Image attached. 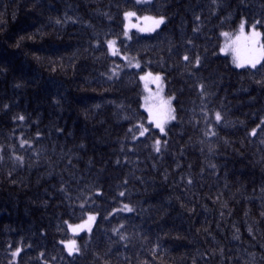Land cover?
Segmentation results:
<instances>
[{
  "label": "trees",
  "instance_id": "trees-1",
  "mask_svg": "<svg viewBox=\"0 0 264 264\" xmlns=\"http://www.w3.org/2000/svg\"><path fill=\"white\" fill-rule=\"evenodd\" d=\"M127 12L164 23L125 37ZM242 22L264 45V0H0V264H264V56L219 52Z\"/></svg>",
  "mask_w": 264,
  "mask_h": 264
},
{
  "label": "rangeland",
  "instance_id": "rangeland-1",
  "mask_svg": "<svg viewBox=\"0 0 264 264\" xmlns=\"http://www.w3.org/2000/svg\"><path fill=\"white\" fill-rule=\"evenodd\" d=\"M133 13V12H132ZM146 17L150 19H145ZM161 17H149V16H138L133 15L131 17H128L127 19L124 16V31L127 27L128 35L129 32H135L138 34L146 35L153 33L158 27H156L152 31H148L147 29H152L154 27L153 20L160 19ZM241 24H243V29H241ZM239 26L237 31L234 34L229 35L226 39L221 42L220 46V54L223 55H229L233 61L234 56L240 57V62L243 64L242 67H237L236 64L233 62L235 68L241 69V68H252L249 63L246 61L255 56L257 58L261 59L263 56L261 55V52H264V49L261 48V42H260V36L257 38V43L253 46L250 40L251 34L253 31L258 32L254 28H246L245 24L242 22ZM146 29L145 31H141L140 29ZM125 36V37H128ZM113 41V40H111ZM116 49V45L114 46ZM108 52L111 56H119L122 59H125V57L121 55H112L111 51L108 48ZM258 65V64H257ZM147 73L141 74V76H145L144 80L140 79L141 86H142V97H141V106L142 109L147 114L148 123H150L154 129L158 130L160 133H163L160 131V128L156 127V122L158 120H165L166 122L163 124V128L165 130L166 125L171 119V103L169 99L164 96L162 92V81H153L152 77L158 75L151 73V77H149ZM166 102V103H165ZM170 110V111H169ZM69 241H74L73 238L69 239ZM66 241L63 243L65 246ZM68 253V252H67Z\"/></svg>",
  "mask_w": 264,
  "mask_h": 264
},
{
  "label": "snow or ice",
  "instance_id": "snow-or-ice-1",
  "mask_svg": "<svg viewBox=\"0 0 264 264\" xmlns=\"http://www.w3.org/2000/svg\"><path fill=\"white\" fill-rule=\"evenodd\" d=\"M137 2H140V0H137ZM133 15H135V13L127 12V13H125V18L127 19L128 17H131V16H133ZM145 19H150V18L146 17ZM197 19H198V17H197ZM57 22H59V21H57ZM163 23H164V18H163V17H161L160 19H155V20H153V25H154V27H153L152 29H147V30H148V31H152V30H154L156 27H159V26H160L161 24H163ZM253 27H255V26H253ZM241 29H243V24H241ZM140 30H141V31H145L146 29H143V28H142V29H140ZM124 35H125V36L128 35L127 27L125 28ZM224 35L227 36V34H224ZM259 36H260V33H259V32H256V31H253V32H252L251 37H250V40H251V43H252L253 46L258 42V41H257V38H258ZM115 43H116L115 41H111V40H110V41H107L108 48H109V50L111 51V54H112V55H118V50L115 49V47H114V46H115ZM261 48H264V45H262ZM261 55L264 56V52H261ZM184 59H185V60H188L189 57L185 56ZM199 62H200V61H199V57H197V59H196V65H199ZM233 62L236 64L237 67H242V66H243V64L240 62V57H239L238 55H237V56H234V58H233ZM246 62L249 63V64L251 65L252 68H256L257 64L260 63V59L257 58V57H255V56H253V57L249 58ZM135 66H136V67H139V64H136ZM115 74H116V73L113 72V75H115ZM147 75H148L149 77H151V73H148ZM109 78L111 79V77H109ZM140 79H141V80H144V79H145V76H141ZM152 79H153L154 82H155V81H160V80H161V77H160L159 75H156V76L152 77ZM201 88H203V85H201ZM165 103H166V102H165ZM169 111H170V110H169ZM172 118H174V117H172ZM19 119L23 120L24 117L21 116V117H19ZM215 119H216L217 122H219V121L221 120V114H220L219 112L216 113V115H215ZM165 122H166L165 120H158V121L156 122V127L160 128V131H161V132L164 131L163 124H164ZM139 127L141 128L140 135L143 136L144 133L148 131V129H147V128H144L143 125H140ZM129 131H133V129H129ZM254 133H255V130H253V134H254ZM25 143H26V141H22V142H21V146L23 147ZM154 148H155V150H156L157 152L160 151V141H159V140H157V141L155 142ZM18 159H19V158H18ZM120 195H124V193H120ZM81 207H83V205H81ZM123 210H124V211H128V212H131V211H132V209L129 208L128 205H124ZM94 219H95L94 216H89V217H88V220H89V221H93ZM65 223H67V222H65ZM83 227H84V225H77L76 228H73L72 225H69V228L72 229L73 231H76V229H82ZM122 238H123V237H122ZM62 243H64V242H62ZM65 247L67 248V250H68V254H69L70 256L73 254V252L78 251V249L75 247V241H69V242L65 243ZM17 251H19V249H18ZM13 255H15V253H13Z\"/></svg>",
  "mask_w": 264,
  "mask_h": 264
},
{
  "label": "bare ground",
  "instance_id": "bare-ground-1",
  "mask_svg": "<svg viewBox=\"0 0 264 264\" xmlns=\"http://www.w3.org/2000/svg\"><path fill=\"white\" fill-rule=\"evenodd\" d=\"M246 27V26H245ZM238 29V28H237ZM237 31V30H236ZM108 41H110V40H108ZM108 50V49H107ZM101 59H102V61L104 62V63H109V61H110V59L107 57V56H105V55H101ZM263 59V58H262ZM261 59V60H262ZM140 78V77H139ZM17 118H18V116L15 118V119H13L12 120V124L17 120ZM219 125H218V122L216 121V127H218ZM153 127V126H152ZM226 131H227V128H222V129H219V130H217V131H215V133H214V137L216 138V140L217 141H219V140H221V139H223L224 137H226L227 136V134H226ZM7 180L8 181H10V182H13V176H12V174H10L8 177H7ZM160 193V192H159ZM156 194V193H155ZM132 214H134L135 216H137V214L138 213H132ZM256 219H257V217H256ZM87 220V218H85L84 219V221H86ZM154 236V234L153 233H151V232H147V234L145 235V237L147 238V240H148V242H149V244L153 247V249L155 250V251H158V249H160L161 247L163 248V245H162V243H160L159 242V240H153L152 239V237Z\"/></svg>",
  "mask_w": 264,
  "mask_h": 264
}]
</instances>
